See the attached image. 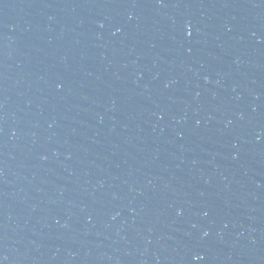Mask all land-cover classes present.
Listing matches in <instances>:
<instances>
[{
    "label": "water",
    "instance_id": "water-1",
    "mask_svg": "<svg viewBox=\"0 0 264 264\" xmlns=\"http://www.w3.org/2000/svg\"><path fill=\"white\" fill-rule=\"evenodd\" d=\"M0 264H264V0H0Z\"/></svg>",
    "mask_w": 264,
    "mask_h": 264
}]
</instances>
